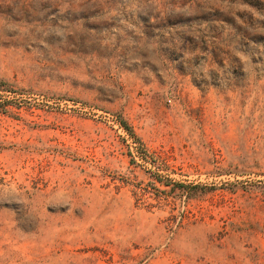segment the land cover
<instances>
[{
  "label": "rangeland",
  "instance_id": "obj_1",
  "mask_svg": "<svg viewBox=\"0 0 264 264\" xmlns=\"http://www.w3.org/2000/svg\"><path fill=\"white\" fill-rule=\"evenodd\" d=\"M0 264H264V0H0Z\"/></svg>",
  "mask_w": 264,
  "mask_h": 264
},
{
  "label": "trees",
  "instance_id": "obj_2",
  "mask_svg": "<svg viewBox=\"0 0 264 264\" xmlns=\"http://www.w3.org/2000/svg\"><path fill=\"white\" fill-rule=\"evenodd\" d=\"M120 125L128 132L129 135L133 136L131 129L125 124V122L121 119L118 120Z\"/></svg>",
  "mask_w": 264,
  "mask_h": 264
}]
</instances>
